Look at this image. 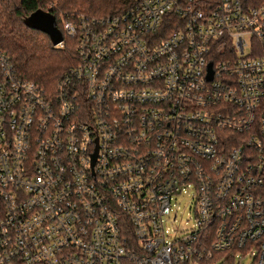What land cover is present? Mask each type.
<instances>
[{
    "label": "built area",
    "instance_id": "1",
    "mask_svg": "<svg viewBox=\"0 0 264 264\" xmlns=\"http://www.w3.org/2000/svg\"><path fill=\"white\" fill-rule=\"evenodd\" d=\"M59 18L52 89L0 42V264H264V0Z\"/></svg>",
    "mask_w": 264,
    "mask_h": 264
},
{
    "label": "trees",
    "instance_id": "2",
    "mask_svg": "<svg viewBox=\"0 0 264 264\" xmlns=\"http://www.w3.org/2000/svg\"><path fill=\"white\" fill-rule=\"evenodd\" d=\"M134 0H0V42L19 74L45 89H52L56 78L76 62L73 40L64 37L65 46H52L48 35L27 26L23 18L36 8L51 10L57 25L63 14L88 17L118 13Z\"/></svg>",
    "mask_w": 264,
    "mask_h": 264
},
{
    "label": "water",
    "instance_id": "3",
    "mask_svg": "<svg viewBox=\"0 0 264 264\" xmlns=\"http://www.w3.org/2000/svg\"><path fill=\"white\" fill-rule=\"evenodd\" d=\"M23 22L29 27L45 32L52 46H55L63 37L55 14L49 9L36 8L23 18Z\"/></svg>",
    "mask_w": 264,
    "mask_h": 264
},
{
    "label": "rangeland",
    "instance_id": "4",
    "mask_svg": "<svg viewBox=\"0 0 264 264\" xmlns=\"http://www.w3.org/2000/svg\"><path fill=\"white\" fill-rule=\"evenodd\" d=\"M178 211V224L181 227L190 226L193 223V219L190 218V215L193 212V209L190 207L189 199L186 195L179 196L177 203L173 206V212ZM224 264H251V257L239 255L235 259Z\"/></svg>",
    "mask_w": 264,
    "mask_h": 264
}]
</instances>
